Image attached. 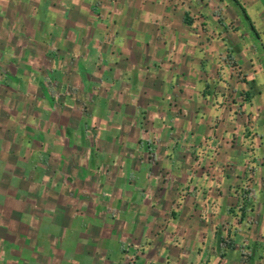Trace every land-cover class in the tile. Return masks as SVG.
Returning a JSON list of instances; mask_svg holds the SVG:
<instances>
[{
    "label": "rangeland",
    "instance_id": "374dc122",
    "mask_svg": "<svg viewBox=\"0 0 264 264\" xmlns=\"http://www.w3.org/2000/svg\"><path fill=\"white\" fill-rule=\"evenodd\" d=\"M211 4L228 22L221 42L238 79L210 80L205 91L244 114L243 143L221 115L208 138L154 123L166 116L160 105L151 113L149 84L101 64L115 37L37 34L28 20L0 19V264H264V70L247 67L244 49L258 48L247 26L222 0ZM148 140L169 143L165 154L141 147ZM182 142L190 147L177 164L171 145ZM243 144L254 153L235 162L228 146ZM199 170L217 179L218 196L191 213Z\"/></svg>",
    "mask_w": 264,
    "mask_h": 264
},
{
    "label": "crops",
    "instance_id": "0c3cea01",
    "mask_svg": "<svg viewBox=\"0 0 264 264\" xmlns=\"http://www.w3.org/2000/svg\"><path fill=\"white\" fill-rule=\"evenodd\" d=\"M222 1L230 8L233 19L247 26L252 39L250 41L258 46L256 49L252 46L244 49L247 67L258 68V61L262 65L259 67L264 70V30L259 29L249 5H255V9H258L256 18L263 21L264 6L258 0H238L250 16L256 34L234 0ZM214 12L211 0H0V19L28 20L29 26L39 30L37 34H45L46 28L52 31L49 33L52 35L55 32L60 35L115 37L116 45L110 51V57L97 62L101 61L108 68L117 67L122 71L120 79L149 84L151 113L155 110L153 116L159 115L157 106L160 105L161 114L166 116L165 120L155 119L154 123L164 125L166 130L187 132L190 139L208 138L215 129L212 125H207L214 123L213 119L221 115L225 117L228 132L234 131L240 143H243L244 114H240L235 108H222L214 102L216 99L222 100V95L205 91L210 80L238 79L230 62L225 59L227 44L224 42L227 40L223 37L227 34L225 28L228 22L220 15L216 19ZM197 23H203L204 27H196ZM5 27L8 28L9 25ZM62 30H66V33H62ZM211 35L213 38L208 43L207 37ZM222 39L224 42H221ZM240 54L241 51L233 49V58L239 60L242 57ZM213 82L218 83L217 80ZM250 92L245 93L249 99L252 98ZM162 95L165 97H161ZM260 95L264 99V93ZM171 101L176 103L175 110L170 108ZM230 113L233 117H228ZM137 144L141 146V142ZM168 144L162 141L155 146L148 140L141 147H145L147 152L164 155V146L167 147ZM182 144L184 145L180 151H175V147L171 145V152H175L172 156L177 164H182L177 155L183 154L185 148L190 147L189 142ZM228 148L231 149L235 162H241L243 157L247 159L254 153L245 144L235 147L229 145ZM191 153L186 152L190 161L193 160ZM262 155L264 156V151ZM196 181L198 184L201 182L204 187L196 193L197 203L191 198L185 205L186 210L191 213L209 211L211 205L208 202L213 203L218 196L215 187L217 179L209 178L207 173L199 170ZM205 191L208 197L203 195ZM252 193L249 191L248 195ZM199 228L202 231L206 227ZM194 231L196 230L193 229L192 232ZM201 231L195 233L199 235ZM220 237L223 236L219 234L218 240ZM7 240L8 238L5 242Z\"/></svg>",
    "mask_w": 264,
    "mask_h": 264
},
{
    "label": "trees",
    "instance_id": "16d2710c",
    "mask_svg": "<svg viewBox=\"0 0 264 264\" xmlns=\"http://www.w3.org/2000/svg\"><path fill=\"white\" fill-rule=\"evenodd\" d=\"M235 3L240 7V9L242 10L244 16H245V19L247 20L248 24H249V27L251 28V30L256 33V28L250 18V16L248 15L246 9L239 3L238 0H234ZM257 34V33H256ZM227 247H229L230 249L234 250L236 248V244H235V241L232 240L230 243H227ZM220 248L224 247V239L223 237H220V244H219Z\"/></svg>",
    "mask_w": 264,
    "mask_h": 264
}]
</instances>
